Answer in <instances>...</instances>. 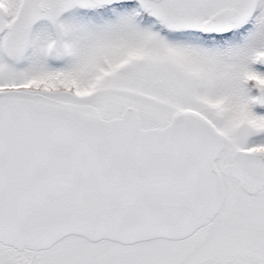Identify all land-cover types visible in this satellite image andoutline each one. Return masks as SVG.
I'll return each mask as SVG.
<instances>
[{
    "label": "snow or ice",
    "instance_id": "obj_1",
    "mask_svg": "<svg viewBox=\"0 0 264 264\" xmlns=\"http://www.w3.org/2000/svg\"><path fill=\"white\" fill-rule=\"evenodd\" d=\"M0 264H264V0H0Z\"/></svg>",
    "mask_w": 264,
    "mask_h": 264
}]
</instances>
